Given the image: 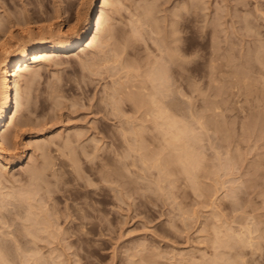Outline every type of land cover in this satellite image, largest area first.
<instances>
[{
  "label": "rangeland",
  "instance_id": "obj_1",
  "mask_svg": "<svg viewBox=\"0 0 264 264\" xmlns=\"http://www.w3.org/2000/svg\"><path fill=\"white\" fill-rule=\"evenodd\" d=\"M64 1L37 0L34 3V0H0V17L2 18H0V20H3L2 23H5L6 25L10 16L12 18L17 15V17H22L25 12V7L31 10V13L40 12L41 15L46 13L45 16L42 15V18L39 13H37L39 14V17L36 15L37 18L35 19H38L42 25L43 22L44 25L49 24L48 18H45L49 17L47 14L51 16L55 10L62 6H64L62 9L64 8L65 10V17H73H71L72 20L69 18L64 23V26H67L66 28L75 23L76 16L74 15L77 14L78 11L81 13L80 16L82 20L84 18L93 17L94 6L92 0ZM126 1L127 0H111L112 6H109L106 9L107 22L105 21V23L107 25H104V27L108 29L105 28L106 30H103L101 34L103 37H100L102 39L99 40V43L106 44L105 46L103 44H98L102 45L99 46V49L97 48L98 46H95L99 50V53L101 50L100 54L95 47H92L94 50L88 48L85 50L87 53L85 51H76L63 58H57L58 60L56 61H47L41 63L38 67L35 66L37 69L35 70L38 72H36V75L34 74V84L31 89L35 95L33 100L35 108L32 112L30 109H26V107L28 108V105L26 106V101L23 100L25 98L24 92L26 91L25 79L30 77L28 76L29 73L24 71L18 76L22 97L20 98V101L23 100L22 103L24 101L25 103H21L22 107L20 106L19 108L21 109L20 113L13 126H9L6 137H10L11 141V139H15L18 136L17 139H15L17 147L15 159L25 153L26 158L24 160L26 161L7 166L0 165V201L2 202H0V206L4 202L2 208L5 210L3 211L0 207V221H2L1 224L3 223L2 226L0 224V231H2L0 233L8 234L7 237H5L6 234H4V236L1 234L0 236L2 240L5 239L3 240L4 243L0 239L2 241H0V264H18V262L21 263L23 259H29L30 261H24L21 264H34L35 259L37 260L35 261L36 264H191V262L195 263L199 258V263L198 261L196 263L202 264L205 259L206 262L211 261L210 257L212 256V259L214 256L215 258L218 257L217 260L220 258L217 264H229L232 260L236 264H264V0H200V4H198V0H147L148 2L145 0V4L144 0H141V2H137L138 0ZM39 2L42 3L40 4ZM152 2L154 4L156 3L155 6L150 4ZM66 3L69 5H67L68 8H66ZM120 4H124V6ZM115 6L116 8L114 9ZM196 6H199L197 7L198 11L195 8ZM34 7L36 10L44 12L36 11ZM141 7L145 11H143ZM65 8L67 11L69 9L72 14L70 13L71 15H69L68 11L67 15ZM32 9L34 11H32ZM115 10H118L119 12H116ZM195 10L197 12H195ZM83 11H86V13ZM36 13H33V15ZM182 14H185V19L180 18ZM172 15L174 17H171ZM36 16L34 15V17ZM108 16L110 19H108ZM112 17H114L113 21L111 20ZM176 17L180 18L181 21H179V19L178 21H176V19L174 20ZM39 18H41L42 21ZM73 19H75V21ZM129 21H134L136 23L130 24ZM34 22L36 23L37 20H34ZM33 23V28L40 25L38 22L36 24ZM147 24L150 25L148 26ZM109 25H111L112 28L114 27L115 31V36H110L111 38L107 35V31L111 28ZM128 25L129 27L131 26L130 29ZM141 25L143 27H141ZM18 26L16 25L13 27V36L17 35L15 32H19V28L21 29V26ZM82 26L83 24L80 25L81 28ZM147 29L148 31H146ZM149 29L151 30L149 31ZM126 32L127 34L125 35ZM152 32L155 33L153 34ZM19 33L16 38L14 36V39L8 38L7 35L9 34H5V37L8 38L6 41L9 42L8 40L10 39L13 41H11V44L15 43L20 37ZM178 33H180V35ZM153 39L155 42L157 41V46ZM103 46L104 49H102ZM165 46H167V51L164 48ZM170 50L174 51V53ZM112 51H114V53ZM92 53H94V56ZM118 53L120 54L119 56ZM101 55L102 57L100 59ZM104 55L105 57H103ZM109 55H112L113 58L111 56L109 58ZM172 55L175 56V58ZM117 58L121 59L122 69L124 71H119V69H121V64H117L120 62ZM159 59L161 61H159ZM166 60L168 61V64ZM112 61L116 63H114L116 67ZM152 61L155 62L153 63ZM85 62H87V64ZM106 62L107 64H105ZM178 62L179 64H177ZM170 63H172V66H170ZM110 66L112 70L110 69ZM125 66H127L128 70H126L128 72L125 71ZM107 67L109 68L108 70L106 69ZM174 67H178L177 71ZM141 68H143V70H141ZM213 68H215V71L212 70ZM115 69L118 70L116 72L120 73H116ZM158 70L161 72L162 70L166 71L168 76L167 80L171 82L169 83L167 80V82L161 81V72L159 74ZM142 71L145 73H142ZM146 71H148V74ZM167 71H169V73ZM172 71L175 73L173 74ZM124 72L126 74H124ZM150 72L155 73L154 77L156 76L157 79L153 76L152 78L155 79L154 82L156 84L151 81V76L149 78ZM112 73L117 75L114 74V76ZM168 74L171 75V78L173 77V82ZM111 80L114 81L112 82ZM122 80L124 83H122ZM159 81H161V83ZM243 81L244 84L242 83ZM149 82H152V84ZM158 82L160 83L159 85ZM139 83H141V85L143 84V88H147L146 90L151 93H155L156 90L159 92L160 86H163L162 83H164V87H161L162 89L160 88L162 95H159L161 94L159 92L157 97L162 96V98L160 97L159 99L158 97V99H162L161 102H163V107L169 106L171 108L168 107L166 113L173 117L176 116V120L178 119L179 132H183L181 134L183 137L179 136L176 140L173 137L174 131L169 133L167 130V135L165 133L160 134L152 121L150 122V118H146L144 109L139 108V103L135 105V103L142 97L144 99L148 98H146L148 91L144 90L143 93V90H140L142 86ZM166 83H168L169 86ZM151 85H154V87L158 85L159 88L155 87L156 90L154 89V91L153 86L151 87ZM103 87L106 89H103ZM137 89L139 91H137ZM104 92H107L106 95ZM102 97L108 101L105 102L104 99H101ZM135 97H138L139 99H136ZM125 98L131 101L133 99L132 102L134 103L131 105V101H125ZM109 99L111 100V103L109 102ZM174 107H176L175 112H173L172 109ZM131 108L139 110L135 112V110H131ZM177 108H180L181 110H178ZM28 110L30 111L28 112ZM132 113L133 115L136 113V115L133 116ZM125 114L129 115L131 119L133 116L134 120L132 119L131 122V119L128 118V116H125ZM194 116L195 118H198V121L201 120V122L204 123V126H206L205 129H201L200 124H197L199 123L197 122V119H193ZM122 117H126V120ZM127 119H130L128 120L129 122ZM138 119L140 121H138ZM127 123H129L132 128L131 129L128 126L131 131L128 128L127 133L130 134H124L126 130L123 129L127 128ZM142 128L145 130L143 129L142 131ZM206 129L207 132L204 131ZM14 130H16L15 132L18 135ZM137 132L142 133H139V139ZM66 134H69V136L67 135L66 137ZM164 134L167 137L171 134L168 137L170 140H168L166 136V138L161 137L164 136ZM52 135L54 138L51 137ZM124 135H126L129 140L126 137L124 138ZM132 135H137L135 136L136 140ZM113 138L115 139L113 140ZM181 138L182 140H180ZM133 139L137 142L135 143ZM36 140L40 143L42 141V143H48L47 145L48 148L50 146V152L45 153L46 149L44 150L43 147H38L36 145ZM125 140L128 143H126ZM170 141L172 142L170 143ZM180 141L183 143L181 144ZM185 141L187 142L185 143ZM66 143L69 146L72 143L70 146L71 151L73 146L74 148L76 147L73 149L75 154L71 152V158L70 153H68L70 150L66 151L69 147L66 146ZM185 144L192 145L190 146L191 149L195 147V149L193 148L195 152L193 149L189 150V147L187 149V145L185 146ZM128 147L130 149H128ZM161 147L162 150H160ZM171 147L173 151H170ZM184 148L188 150H186L187 152L191 151L195 155L194 156L189 152L191 154V159H194L195 157L194 161H198L201 157L198 161L200 162L198 163L199 166L196 163L191 167V164L194 163L193 160H183L184 152L186 153V151L183 150ZM199 150H201V152ZM66 152L69 154L68 157ZM72 153L75 156H72ZM199 153H203L202 155H204V157ZM180 154L181 157L183 156L182 158H180ZM177 155L179 157H176ZM196 155L198 158H196ZM91 157L93 158V161L91 160ZM162 157L166 162L161 161ZM72 158L76 160L74 161ZM178 158H180L182 162L180 159L179 162ZM155 159H159L158 161L161 163H158L157 161V164ZM71 160L77 162L79 165L78 168L80 169L73 168L75 165H78L75 163L74 165ZM200 160L203 163H201ZM49 161L53 162L51 167L53 168L54 166V169H56L55 171H59L57 172L59 175L60 173H63L62 176L60 175L61 177L57 176L62 179L60 180V178L54 179L55 177H51V170L46 171V175L50 177L48 178L45 175V178H48L50 182H53L50 183L48 181L50 183H48L49 189L53 190V195L50 194L49 190H47L46 193L49 194V196L52 195V199L50 197L46 203L48 195L46 196V194H43L47 189V184L45 185L46 182H43L41 186H39L40 190L38 193H40V191L41 193L38 194V196L36 195L37 198L35 197V200L33 197L34 193L31 198H26L27 194L25 191H27V189H32L33 187L31 184L32 182L29 181L31 170L37 166H43L44 162L49 163ZM190 161L193 162L189 165L188 163ZM234 163L236 165H234ZM229 164L233 165L232 168ZM162 168L167 170L168 173L165 171V174L163 171L164 169ZM195 169L200 170L196 172L197 170ZM78 170L80 173H78ZM209 171H211V173ZM162 173L165 174L166 179L162 178L164 175ZM215 173L216 175H214ZM186 174L189 176L188 179H186ZM78 175L82 176L80 177ZM177 175L178 177H176ZM210 175H212V177ZM107 176H110V179L107 178ZM52 178L54 180H52ZM104 178L106 180H104ZM163 179L166 180V182H164ZM63 180L65 182H63ZM155 180L157 182L159 180L158 185H161L160 187L156 185L157 182ZM42 187H45V191ZM167 189L169 190V193ZM32 191L34 192V187ZM22 192L26 195L24 196L23 201H27L24 203V206L19 203L22 201L23 195H21L22 197L20 196L21 200L18 202L19 193L23 194ZM44 195L46 198H44ZM4 197L6 199L8 198V202ZM40 197L44 199L45 203L42 199L40 200ZM36 202H39L40 204H37ZM16 203H19L20 206ZM41 203H44L42 205L44 206V209L46 206L48 209L43 210V213H41L42 215L39 214L41 218L38 215L40 219L37 216L38 223L34 224V212H31L34 211V207L31 205L40 206ZM6 206L9 209H7ZM52 206L55 207L53 208ZM91 207L93 209H91ZM82 208L84 210H82ZM26 209L28 212L25 211ZM30 209L33 210L30 211ZM44 211L46 215L44 214ZM30 212L31 214L28 215ZM1 214H4V219L2 220ZM83 214H85V219L82 218L81 220L80 215L83 216ZM77 215L79 216L76 217ZM29 216L31 218V223L29 221ZM52 217L53 219L54 217L57 218L54 220L57 221L59 226L58 224L56 225V221H54ZM244 217H246V219ZM110 218H112V220ZM76 219H78L79 222ZM27 220L29 221V224ZM85 220H87V222H85ZM109 220L111 221L109 222ZM5 222L6 225H4ZM50 222L52 223L50 224ZM242 222H244L245 225H241ZM20 223L21 225H19ZM80 223H84L86 226L83 224L82 227V224ZM47 224L51 226L53 225V232L51 231V226L47 229L46 226H49ZM54 224L56 225L55 227ZM224 224H226V227ZM29 225H32V227ZM19 226H25V228L23 227L24 230ZM28 226L29 228L31 227L30 229L33 233H30ZM245 226L246 228H251V230L254 229L253 233H256H252L250 236L255 247H249L250 245L236 240L237 238L235 236L237 234L239 235V233L242 235V238L243 236H248L247 234H243L246 233ZM2 228L4 230H2ZM18 228H21L20 230H22V232H19L20 230ZM55 228H57L60 233ZM214 228H216V230ZM226 228L227 230L229 228L231 229L226 232ZM4 231H8V233ZM54 231L58 232V234H56L60 236H53V234H55ZM230 231L235 233L231 234ZM14 232L16 235H13ZM25 232H27L26 234L29 233V237L24 234ZM86 232L87 235H85ZM62 233L65 234L64 237V234ZM30 235L33 239H31ZM227 235L229 236V240L228 238H225ZM232 235L235 236L233 237ZM36 238L39 240L41 239L42 241H39ZM218 238L220 240L217 241V246V244H215V239L218 240ZM11 239L18 244H14L13 246L14 241L12 243ZM254 239L257 241L255 240L254 242ZM244 240L246 241L245 238ZM212 242L214 243L212 244ZM220 242L223 244H219ZM5 243L6 245L9 244V246H6ZM238 243L241 245L244 244L243 248H241L242 246ZM10 244H12L13 247L10 246ZM19 244L21 245L19 246ZM15 245H17L18 248ZM226 245H228L230 249L233 248V250L229 251V248ZM236 245L239 249L235 247ZM4 246L9 247V250ZM244 246L248 248H245ZM35 247L37 248L33 249ZM24 248H27L29 252L25 249L26 252L23 251V253L21 250H24ZM217 249L220 251L218 252ZM15 250L19 252V255L22 253L20 259ZM31 250H36L39 254H36V252L34 254ZM9 251H13V253H9ZM8 253L12 256L8 255L10 259L7 256ZM15 253L16 257L18 256V260L17 258L15 259L17 261L14 260L15 257L13 258ZM26 254L30 255L28 256ZM237 254L239 256H237ZM32 255L36 256L35 259H33L34 257ZM181 256L187 261L183 260V257ZM190 256L193 257L191 258ZM11 258L14 260L13 262L11 261ZM215 258L213 260H215ZM238 259H244L242 260L243 263ZM185 261L186 263H184ZM231 263L234 264L233 262Z\"/></svg>",
  "mask_w": 264,
  "mask_h": 264
},
{
  "label": "bare ground",
  "instance_id": "obj_2",
  "mask_svg": "<svg viewBox=\"0 0 264 264\" xmlns=\"http://www.w3.org/2000/svg\"><path fill=\"white\" fill-rule=\"evenodd\" d=\"M35 1H37V0H34V3H35ZM40 1V0H39ZM64 1V0H63ZM67 1V0H66ZM66 1H64V2H66ZM114 1V0H113ZM117 1H120V0H117ZM128 1V0H127ZM126 1V2H127ZM147 1V0H146ZM190 1V0H189ZM194 1V0H193ZM199 1V3L198 4H200V0H198ZM29 2V1H28ZM85 2V1H84ZM97 2V3H96ZM132 2V1H131ZM130 2V3H131ZM137 2H141V0L139 1H137ZM136 2V3H137ZM148 2V1H147ZM146 2V3H147ZM155 2V1H154ZM157 2V1H156ZM192 2V1H191ZM23 3V2H22ZM40 3V2H39ZM42 3V2H41ZM40 3V4H41ZM72 3V2H71ZM87 3V2H86ZM122 3V2H121ZM135 3V2H134ZM142 3H143V1H142ZM197 3V2H196ZM25 4V3H24ZM55 4V3H54ZM85 4V3H84ZM92 4H93V6H94V9H93V17H90V18H84L83 20L81 19V13H80V11H78L77 12V14H73L74 16H76V21H75V19H73L74 21H75V23H73L72 25H69V27L68 28H66L67 26H64V23L66 22V20H68L69 18H71L70 16H67V17H65L66 15H65V10H64V8L62 9V7H64V6H62L61 8H59V9H57V10H55V12L50 16V15H48L47 14V16H49V17H45L46 19L48 18V25H44V22H43V25L42 24H40V21H38V19H35V18H37V16L39 17V14H40V12H37V13H39V14H37L36 12H32L31 13V10H29L28 8H24L25 9V12H24V14H23V16L22 17H17V16H15V17H11L10 16V18H9V20H8V22H6V25H5V23L3 24L2 22H3V20L1 21L0 20V94H1V97H0V165H4V166H7V165H13V164H19V163H22L23 161H26V160H24L25 158H26V155H25V153H23L22 155H20L19 157H17L16 159H15V157H16V149H17V147H16V142H15V139H17V137L15 138V139H11V141H10V137L8 138V137H6V134H7V132H8V128H9V126H13V124L16 122V118H17V116L19 115V113H20V110L21 109H19L20 108V106L22 107V104L23 103H25V101H26V103H25V105L27 106L28 105V108L26 107V109H30L31 110V112L34 110V108H35V105H34V102H33V100H34V98H35V95H34V93L31 91V89H32V86H33V81H34V76L37 74L36 72H38V71H36L37 69H36V67L35 66H39L41 63H43V62H47V61H49V62H53L54 60L56 61V60H58L59 58H63L64 56H66V55H69V54H71V53H74V52H76V51H78V52H83V51H85L86 49H88V48H92V47H97L98 49H99V46H102V45H98V44H103V43H99L100 41L99 40H101L102 38H100V37H103V35L101 36V34H102V32H103V30L106 28V27H104V25L106 26L107 24L105 23V21L107 22V19H106V13H107V11H106V9L109 7V6H112L111 4V0H92ZM127 4V3H126ZM144 4H145V0H144ZM150 4H153L154 6H155V4L152 2V3H150ZM190 4V3H189ZM195 4V3H194ZM194 4H191V5H194ZM56 5V4H55ZM68 3H66V8H68ZM114 5V4H113ZM120 5H123L124 6V4H120ZM133 5H135V4H133ZM152 5V6H153ZM188 5V4H187ZM202 5V4H201ZM40 6H42V5H40ZM53 6V5H52ZM57 6H58V4H57ZM140 6H142V5H140ZM180 6V5H179ZM190 6V5H189ZM203 6V5H202ZM82 7V6H81ZM144 7H145V5H144ZM150 7V6H149ZM184 7V6H183ZM188 7V6H187ZM197 7H199V6H196L195 8L197 9ZM201 7V6H200ZM44 8V7H43ZM65 8V9H66ZM72 8V7H71ZM116 8V6L114 7V9ZM142 8V7H141ZM146 8V7H145ZM156 8V7H155ZM154 8V9H155ZM158 8V7H157ZM186 8V7H185ZM193 8V7H192ZM194 8V9H195ZM204 8V7H203ZM5 9V8H4ZM3 9V10H4ZM34 9H35V7H34ZM45 9V8H44ZM54 9H55V7H54ZM80 9V8H79ZM113 9V10H114ZM139 9H140V7H139ZM148 9H150V8H148ZM153 9V8H152ZM194 9H192V10H194ZM36 10V9H35ZM53 10V9H52ZM142 10H143V8H142ZM142 10H140V11H142ZM32 11H34L33 9H32ZM36 11H41V10H36ZM51 11V10H50ZM66 11H67V9H66ZM68 11H69V9H68ZM68 11L66 12V14L68 13ZM72 11V10H71ZM75 11V10H74ZM116 11V10H115ZM136 11V10H135ZM143 11H145V10H143ZM142 11V12H143ZM151 11V10H150ZM178 11V10H177ZM187 11V10H186ZM197 11H198V9H197ZM196 10H195V12H197ZM23 12V11H22ZM42 12V11H41ZM44 12V11H43ZM42 12V13H43ZM47 12V11H46ZM73 12V11H72ZM83 12H85L86 13V11H83ZM110 12V11H109ZM112 12V11H111ZM116 12H119L118 10L116 11ZM171 12V11H170ZM180 12V11H179ZM191 12V11H190ZM17 13V12H16ZM20 13V12H19ZM33 13H36V14H34L36 17H34V15H33ZM71 12L69 11V15H71L70 14ZM80 13V14H79ZM138 13V12H137ZM141 13V12H140ZM139 13V14H140ZM150 13V12H149ZM158 13V12H157ZM174 13V12H173ZM181 13V12H180ZM180 13H178V14H180ZM18 14V13H17ZM46 14V13H45ZM45 14L43 13L42 15H44L45 16ZM111 14V13H110ZM114 14V13H113ZM116 14H118V13H116ZM134 14V13H133ZM144 14V13H143ZM148 14V13H147ZM169 14V13H168ZM176 14V13H175ZM41 15V14H40ZM42 15L40 16L41 18H42ZM68 15V14H67ZM84 15V14H83ZM107 15H109V14H107ZM138 15V14H137ZM144 15H146V14H144ZM177 15V14H176ZM139 16H141V15H139ZM147 16V15H146ZM146 16H144V17H146ZM153 16V15H152ZM188 16V15H187ZM8 17V16H7ZM115 17V16H114ZM114 17H112V21L114 20L113 18ZM142 17V16H141ZM143 17V18H144ZM162 17V16H161ZM165 17V16H164ZM171 17H174L173 15L171 16ZM179 17V16H178ZM178 17H176V18H174V20L176 19V21H178V19H179V21H181L180 20V18H183V19H185V14H182L181 15V17L180 18H178ZM1 18V17H0ZM15 18V19H14ZM41 18H39V19H41ZM73 18V17H72ZM72 18L70 19V20H72ZM148 18V17H147ZM2 19V18H1ZM108 19H110L109 18V16H108ZM131 19H132V16H131ZM182 19V20H183ZM34 20H37V22H38V24H40V25H38V26H34L35 28H33V26H32V23L34 22ZM45 20V19H44ZM116 20V19H115ZM141 20H142V18H141ZM148 20V19H147ZM147 20H146V22H147ZM158 20V19H157ZM41 21H42V19H41ZM47 21V20H46ZM137 21H138V19H137ZM154 21V20H153ZM159 21V20H158ZM166 21V20H165ZM36 22V23H37ZM69 22V21H68ZM115 22V21H114ZM130 22V21H129ZM145 22V21H144ZM145 22V23H146ZM169 22V21H168ZM167 22V23H168ZM175 22V21H174ZM35 23V22H34ZM33 23V24H34ZM35 23V24H36ZM47 23V22H46ZM105 23V24H104ZM110 23V22H109ZM131 23H136V22H130V24ZM140 23V22H139ZM158 23V22H157ZM175 23H177V22H175ZM70 24V23H69ZM81 24H83V26H82V28L80 27V25ZM113 24V23H112ZM129 24V25H130ZM156 24V23H155ZM166 24V23H165ZM170 24H172V23H170ZM18 26V27H20L21 26V29L19 28V32H15V33H17V35H18V33H19V39H17V41H16V39H15V43H13V44H11L13 41L12 40H10V39H14V36H13V27H15V26ZM115 25V24H114ZM113 25V26H114ZM129 25H128V27H129ZM148 25V24H147ZM150 25V24H149ZM148 25V26H149ZM177 25H179V24H177ZM181 25V24H180ZM110 27H111V25H109ZM163 26V25H162ZM126 27V26H125ZM131 27V26H130ZM130 27H129V29H130ZM136 27V26H135ZM141 27H143L142 25H141ZM153 27V26H152ZM172 27V26H171ZM180 27V26H179ZM181 27H182V25H181ZM17 28V27H16ZM112 28V27H111ZM109 29L108 31H107V35H109L108 37H114L115 36V31H114V27L112 28V29ZM124 28V27H123ZM136 28H138V27H136ZM18 29V28H17ZM36 29V30H35ZM106 29H108V28H106ZM105 29V30H106ZM122 30V29H121ZM151 29H149V31H150ZM15 31V30H14ZM18 31V30H17ZM124 31V30H123ZM146 31H148V29L146 30ZM146 31H144V32H146ZM154 31V30H153ZM6 32H8V33H6ZM35 32V33H34ZM131 32V31H130ZM129 32V33H130ZM139 32V31H138ZM142 32V31H141ZM158 32H161V31H158ZM166 32V31H165ZM172 32V31H171ZM13 33V34H12ZM106 33V32H105ZM153 33V32H152ZM155 33V32H154ZM153 33V34H154ZM7 34H9V35H7V37L8 38H10L8 41L9 42H7L6 41V39H8V38H6L5 36ZM127 34V32L125 33V35ZM149 34V33H148ZM147 34V35H148ZM179 35H180V33H178ZM16 35V36H17ZM106 35V34H105ZM104 35V36H105ZM145 35H146V33H145ZM16 36H15V38H16ZM68 36V37H67ZM149 36H151V35H149ZM156 36V35H155ZM110 37V38H111ZM119 37V36H118ZM121 37H123V36H121ZM128 37V36H127ZM157 37H158V35H157ZM166 37V36H165ZM179 37V36H178ZM70 38V39H69ZM116 38V37H115ZM156 38V37H155ZM176 38V37H175ZM109 39V38H108ZM107 39V40H108ZM128 39V38H127ZM132 39V38H131ZM134 39V38H133ZM112 40V39H111ZM124 40H125V38H124ZM12 41V42H11ZM116 41V40H115ZM153 41H154V39H153ZM159 41V40H158ZM102 42V41H101ZM105 42V41H104ZM107 42V41H106ZM109 42H110V40H109ZM125 42V41H124ZM132 42V41H131ZM137 42V41H136ZM155 42V41H154ZM157 42V41H156ZM156 42H155V45L157 46V44H156ZM119 43V42H118ZM161 43V42H160ZM105 44L106 43H104L103 45L105 46ZM172 44V43H171ZM118 45V44H117ZM137 45V44H136ZM174 45V44H173ZM104 46L102 47V49H104ZM124 46H125V44H124ZM123 46V47H124ZM164 46V45H163ZM95 47V48H96ZM113 47V46H112ZM111 47V48H112ZM117 47V46H116ZM127 47V46H126ZM159 47H160V45H159ZM166 47L167 46H165L164 48H165V50H166ZM96 48V49H97ZM118 48V47H117ZM93 50H94V48H92ZM97 49V50H98ZM101 49V48H100ZM121 49V48H120ZM125 49V48H124ZM123 49V50H124ZM158 49V48H157ZM160 49V48H159ZM171 49H173V48H171ZM178 49V48H177ZM113 50V49H112ZM107 51V50H106ZM120 51V50H119ZM160 51V50H159ZM167 51V50H166ZM170 51H172V50H170ZM86 52V51H85ZM89 52V51H88ZM97 52V51H96ZM111 52V51H110ZM113 53H114V51H112ZM124 52V51H123ZM87 53V52H86ZM98 53H99V50H98ZM97 53V54H98ZM100 53H101V50H100ZM99 53V54H100ZM122 53V52H121ZM167 53V52H166ZM172 53H174V51H172ZM84 54V53H83ZM93 54V56H94V53H92ZM98 54V55H99ZM105 54V53H104ZM106 54H107V52H106ZM105 54V55H106ZM108 54H110V53H108ZM112 54V53H111ZM116 54V53H115ZM122 54H124V53H122ZM133 54V53H132ZM160 54V53H159ZM86 55H88V54H86ZM105 55L103 56V57H105ZM120 54L118 53V56H119ZM164 55V54H163ZM178 55V54H177ZM89 56H90V54H89ZM110 56L113 58V56L112 55H109V58H110ZM122 56V55H121ZM124 56V55H123ZM162 56V55H161ZM167 56V55H166ZM170 56V55H169ZM173 56V55H172ZM182 56V55H181ZM180 56V57H181ZM99 57V56H98ZM98 57H97V59H98ZM101 57H102V55L100 56V59H101ZM125 57V56H124ZM123 57V58H124ZM168 57V56H167ZM171 57V56H170ZM174 58H175V56H173ZM172 57V58H173ZM58 58V59H57ZM87 58V57H86ZM86 58H85V60H86ZM92 58V57H91ZM106 58H107V56H106ZM115 58H116V55H115ZM122 58V57H121ZM139 58V57H138ZM154 58V57H153ZM87 59H89V58H87ZM93 59V58H92ZM117 59H119V58H117ZM150 59V58H149ZM161 59V58H160ZM159 59V61H161ZM90 60V59H89ZM95 60H96V58H95ZM120 60V62H118L117 64H121V59H119ZM124 60H125V58H124ZM130 60V59H129ZM128 60V61H129ZM148 60V59H147ZM171 60V59H170ZM185 60H186V58H185ZM189 60V59H188ZM187 60V61H188ZM191 60V59H190ZM97 61V60H96ZM96 61H94V62H96ZM99 61H101V60H99ZM110 61H111V59H110ZM123 61V60H122ZM158 61V60H157ZM167 61V60H166ZM48 62V63H49ZM115 62H116V60H115ZM114 61H112V63L114 64L115 63ZM124 62V61H123ZM153 62V61H152ZM155 62V61H154ZM153 62V63H154ZM184 62V61H183ZM189 62V61H188ZM86 64H87V62H85ZM92 63H93V61H92ZM92 63H90V64H92ZM148 63V62H147ZM146 63V64H147ZM160 63H162V62H160ZM173 63H174V61H173ZM84 64V63H83ZM89 64V65H90ZM105 64H107V62L105 63ZM116 64V63H115ZM114 64V65H115ZM119 64V65H120ZM131 64V63H130ZM166 64V63H165ZM167 64H168V61H167ZM166 64V65H167ZM171 64V65H170ZM169 65L170 66H172V63H170ZM175 64V63H174ZM177 64H179V62L177 63ZM183 64V63H182ZM213 64V63H212ZM263 64V63H262ZM93 65H95V64H93ZM99 65H100V63H99ZM110 65V64H109ZM109 65H108V67H109ZM113 65V66H114ZM124 65H125V63H124ZM140 65V64H139ZM145 65V64H144ZM169 65H168V67H169ZM34 66V67H33ZM84 66V65H83ZM97 66V65H96ZM112 66V67H113ZM121 66V69H122V64L120 65ZM179 66V65H178ZM212 66V65H211ZM218 66V65H217ZM264 66V65H263ZM34 69H33V68ZM41 67V66H40ZM85 67V66H84ZM93 67H95V66H93ZM106 67V66H105ZM106 68L107 70L109 69V68ZM115 67H116V65H115ZM114 67V68H115ZM136 67H138V66H136ZM220 67V66H219ZM262 67V66H261ZM32 68V69H31ZM87 68H88V65H87ZM90 68V67H89ZM120 68V67H119ZM146 68V67H145ZM150 68V67H149ZM155 68V67H154ZM171 68H173V67H171ZM174 68H176V67H174ZM178 68V67H177ZM177 68L175 69L176 71H177ZM263 68V67H262ZM36 69V70H35ZM110 69L112 70V68H111V66H110ZM121 69H119V71H124L123 69L121 70ZM127 66H125V71L126 72H128L127 70ZM131 69V68H130ZM130 69H129V71H130ZM136 69H139V68H136ZM152 69V68H151ZM165 69V68H164ZM215 68H213L212 70H214ZM141 70H143V68H141ZM141 70H139V71H141ZM148 70H150V69H148ZM155 70V69H154ZM169 70V69H168ZM171 70V69H170ZM174 70V71H175ZM28 72L29 74H28V76H30V77H28V78H26L25 80H26V91L24 92L25 94H24V96H25V98L23 99V100H25L23 103H22V101H20V98H22L21 97V89H20V84H19V81H18V76L20 75V73L21 72ZM114 71V70H113ZM116 71H118V70H116L115 69V72ZM136 71V70H135ZM138 71V72H139ZM150 71H152V70H150ZM159 71V74H160V70H158ZM215 71V70H214ZM217 71V70H216ZM155 73H157L156 71H154ZM163 72V73H162ZM162 72H161V75H160V79H162L161 81H165V82H167V81H169V80H167L168 79V76H167V73H166V71H163L162 70ZM168 73H169V71H167ZM237 72H239V71H237ZM116 73H120V72H116ZM123 73V72H122ZM121 73V74H122ZM137 73V72H136ZM142 73H145V72H143L142 71ZM146 73L148 74V71H146ZM155 73H153V72H150L149 73V78H150V76H151V81H153L154 82V80L155 79H157L156 78V76L154 77V74ZM172 73H173V71H172ZM175 73V72H174ZM173 73V74H174ZM177 73V72H176ZM219 73V72H218ZM35 74V75H34ZM113 75L115 74V73H112ZM124 74H126L125 72H124ZM129 74H130V72H129ZM158 73H157V75H159ZM166 74V75H165ZM221 74V73H220ZM115 75H117V74H115ZM114 75V76H115ZM119 75V74H118ZM169 75V74H168ZM26 76V75H25ZM38 76V75H37ZM122 76V75H121ZM127 76V75H126ZM145 76V75H144ZM147 76V75H146ZM152 76L155 78V79H153L152 78ZM171 75H169V77H170ZM179 76V75H178ZM178 76H176V77H178ZM120 77V76H119ZM139 77V76H138ZM158 77V76H157ZM143 78H145V77H143ZM147 78H148V76H147ZM171 78V77H170ZM169 78V79H170ZM173 78V77H172ZM171 78V79H172ZM118 79V78H117ZM123 79H125V78H123ZM135 79H137V78H135ZM140 79H141V77H140ZM146 79V78H145ZM247 79V78H246ZM116 80V79H115ZM119 80V79H118ZM138 80V79H137ZM144 80V79H143ZM147 80H149V79H147ZM146 80V81H147ZM159 80V79H158ZM167 80V81H166ZM243 80V79H242ZM112 81V80H111ZM114 81V80H113ZM112 81V82H113ZM128 81H129V79H128ZM145 81V82H146ZM161 81H159L160 83H161ZM246 81V80H245ZM140 82H143V81H140ZM148 82V81H147ZM156 82H157V80H156ZM158 82V85L160 84ZM171 81H169V83H170ZM172 82H173V79H172ZM122 83H124L123 82V80H122ZM138 83V82H137ZM149 83H151L152 84V82H149ZM148 83V84H149ZM179 83V82H178ZM215 83V82H214ZM243 84H244V81L242 82ZM108 84V83H107ZM112 84V83H111ZM119 84V83H118ZM120 84H121V82H120ZM140 85H141V83H139ZM147 84V83H146ZM146 84H145V86H146ZM154 84H156L155 82H154ZM167 85H168V83H166ZM110 85V84H109ZM113 85H115V84H113ZM143 85V84H142ZM141 85V86H142ZM158 85L157 86H155L156 88L158 87ZM162 85L163 86H160V88L161 87H164V83H162ZM166 85V86H167ZM175 85V84H174ZM107 86V85H106ZM119 86V85H118ZM139 86V85H138ZM153 86V90L155 89V87H154V85H151V87ZM169 86V85H168ZM140 87V86H139ZM138 87V88H139ZM148 87H150V86H148ZM174 87V86H173ZM179 87V86H178ZM105 87H103V89H104ZM107 88H108V86H107ZM112 88V87H111ZM119 88H120V86H119ZM136 88H137V86H136ZM159 88V87H158ZM160 88H159V92H160ZM171 88H172V86H171ZM106 89V88H105ZM143 90L142 92L144 93V90H146L145 89V87L143 88V86L140 88V90ZM162 89V88H161ZM108 90H110L109 88H108ZM152 90V89H151ZM153 90H152V92H153ZM156 90V89H155ZM154 90V91H155ZM137 91H139L138 89H137ZM146 91H148V90H146ZM145 91V92H146ZM110 92H111V90H110ZM141 92V93H142ZM159 92H157V90L155 91V93H151V92H147L148 94L146 95V98L148 99H144L143 97L141 98V99H139L138 97L136 98V99H139L136 103H135V105L136 104H138L139 103V108H143L144 109V113H145V116H146V118H150L149 120H150V122L152 121V123L154 124V126H155V128L157 129V131H159V133L161 134V133H167V132H172V131H174L173 132V137H174V139H178V137L179 136H182L181 134L183 133V132H179V128H178V119L176 120V116L175 117H173V116H170V115H168L167 113H166V110H167V108L169 107V106H165V107H163L162 106V103L163 102H161V100H159L160 99V97L162 98V96H158L159 97V99H158V97H157V95L159 94ZM175 92V91H174ZM177 92V91H176ZM105 93V92H104ZM107 93V92H106ZM106 93H105V95H106ZM161 94H159V95H162V92H160ZM178 93V92H177ZM23 94V93H22ZM110 94V93H109ZM138 94H139V92H138ZM146 94V93H145ZM179 94V93H178ZM177 94V95H178ZM111 95V94H110ZM177 95H176V97H177ZM109 96V95H108ZM114 96V95H113ZM121 96V95H120ZM125 96V95H124ZM103 97H104V95H103ZM101 98L102 100L104 99V98ZM126 97V96H125ZM144 97H145V95H144ZM128 98V97H127ZM135 99V100H136ZM128 99H126L125 98V101H127ZM104 101L105 102H107L108 100H105L104 99ZM122 101V100H121ZM129 101H131V100H128L127 102H129ZM132 101H133V99H132ZM130 102L131 103V105L134 103V102ZM177 101V100H176ZM104 102V103H105ZM109 102L111 103V100L109 99ZM113 102V101H112ZM22 103V104H21ZM124 104V103H123ZM178 104V103H177ZM106 105H107V103H106ZM130 105V106H131ZM207 105V104H206ZM210 105H212V104H210ZM111 106V105H110ZM109 106V107H110ZM125 106V105H124ZM178 106V105H177ZM113 107V106H112ZM122 107V106H121ZM134 107V106H133ZM132 107V108H133ZM180 107V106H179ZM209 107V106H208ZM24 108H25V106H24ZM116 108V107H115ZM124 108V107H123ZM131 108V110H135V112L136 111H138L139 109H132ZM135 108H136V106H135ZM138 108V107H137ZM170 108V107H169ZM207 108V107H206ZM130 109V108H129ZM129 109H127V110H129ZM171 109V108H170ZM173 109V112H175V110H176V107H174V108H172ZM178 109V108H177ZM180 109V108H179ZM178 109V110H179ZM219 109V108H218ZM30 110H28V112L30 111ZM131 110H129V111H131ZM181 110V109H180ZM214 110V109H213ZM220 110V109H219ZM125 111V110H124ZM30 112V113H31ZM122 112V111H121ZM134 112V111H133ZM177 112V111H176ZM34 113V112H33ZM113 113V112H112ZM144 113H142V114H144ZM206 113V112H205ZM210 113V112H209ZM32 114V113H31ZM140 114V113H139ZM123 115V114H122ZM132 115H133V113H132ZM134 115H136V113L134 114ZM133 115V116H134ZM207 115V114H206ZM121 116V115H120ZM125 116H128V118H130V116L129 115H126L125 114ZM132 116V119L134 118ZM137 117V116H136ZM135 117V118H136ZM199 117V116H198ZM204 117H205V114H204ZM217 117V116H216ZM120 118V117H119ZM122 118H124V117H122ZM126 118V117H125ZM124 118V119H125ZM138 118V117H137ZM195 118V116L193 117V119ZM200 118H201V116H200ZM131 119V118H130ZM130 119H127V121L128 120H130ZM132 119H131V122H132ZM140 119H142V118H140ZM197 119V122H199V123H197V124H200V127H201V129H205L206 128V126H204V123L203 122H201V120L200 121H198V118L196 117L195 118V120ZM202 120H203V118H201ZM206 119V118H205ZM34 120V119H33ZM126 120V119H125ZM134 120V119H133ZM143 120V119H142ZM141 120V121H142ZM148 120V119H147ZM124 121V120H123ZM138 121H140L139 119H138ZM125 122V121H124ZM129 122V121H128ZM130 122V123H131ZM135 122V121H134ZM136 122H137V120H136ZM144 122V121H143ZM196 122V121H195ZM206 122V121H205ZM219 122V121H218ZM23 123V122H22ZM21 123V124H22ZM25 123V122H24ZM121 123H122V121H121ZM126 123V122H125ZM124 123V124H125ZM138 123V122H137ZM145 123V122H144ZM143 123V124H144ZM148 123H149V121H148ZM208 123V122H207ZM123 124V125H124ZM129 123H127L126 124V126H127V128L126 129H123V130H126V132H124V134L125 133H127V129L130 127L131 128V126H130V124L128 125ZM132 124V123H131ZM226 124V123H225ZM122 125V124H121ZM120 125V126H121ZM138 125V124H137ZM29 126V125H28ZM125 126V127H126ZM129 126V127H128ZM140 126V125H139ZM144 126V125H143ZM152 126V125H151ZM249 126V125H248ZM252 126V125H251ZM124 127V128H125ZM142 127V126H141ZM146 127V126H145ZM14 128V127H13ZM17 128V127H16ZM22 128H23V126H22ZM21 128V129H22ZM129 128V129H130ZM137 128V127H136ZM209 128V127H208ZM247 128V127H246ZM15 129V128H14ZM132 129V128H131ZM131 129H130V131H131ZM134 129V128H133ZM143 129L144 128H142L141 130L143 131ZM148 129V128H147ZM211 129V128H210ZM113 130V129H112ZM145 130V129H144ZM166 130H167V132H166ZM10 131V130H9ZM16 130H14V132H15ZM19 131V130H18ZM116 131V130H115ZM148 131V130H147ZM155 131V130H154ZM156 131V132H157ZM205 132H207V129L206 130H204ZM247 131V130H246ZM133 132L135 133V131L133 130ZM245 132V131H244ZM252 132V131H251ZM16 133V132H15ZM119 133V132H118ZM122 133V132H121ZM133 133V134H134ZM138 133V132H137ZM139 133H141V132H139ZM139 133H138V139H139ZM12 134V133H11ZM17 134V133H16ZM112 134V133H111ZM110 134V135H111ZM127 134H130V133H127ZM132 134V133H131ZM142 134V133H141ZM150 134V133H149ZM154 134V133H153ZM157 134V133H156ZM164 134V136H161V137H165L166 135ZM205 134V133H204ZM18 135V134H17ZM54 135V134H53ZM51 136V137H53L54 138V136ZM67 135L69 136V134H66V137H67ZM113 135V134H112ZM123 135V134H122ZM121 135V136H122ZM171 135V134H170ZM169 135V136H170ZM185 135V134H184ZM8 136V135H7ZM64 136V135H63ZM72 136V135H71ZM114 136V135H113ZM117 136V135H116ZM116 136H115V138H116ZM119 136V135H118ZM128 136V135H127ZM131 136V135H130ZM132 136H134V135H132ZM135 136H137V135H135ZM135 136H134V138H135ZM149 136V135H148ZM153 136V135H152ZM168 136V137H169ZM50 137V136H49ZM56 137V136H55ZM59 137V136H58ZM112 137V136H111ZM123 137V136H122ZM126 137V135H124V138ZM143 137V136H142ZM151 137V136H150ZM167 137V136H166ZM165 137V138H166ZM168 137H167V139H168ZM183 137V136H182ZM13 138V137H12ZM115 138H113V140L115 139ZM127 138V137H126ZM132 138V137H131ZM130 138V139H131ZM140 138H141V136H140ZM156 138V137H155ZM158 138V137H157ZM35 139V138H34ZM33 139V140H34ZM62 139H63V137H62ZM69 139V138H68ZM111 139V138H110ZM122 139V138H121ZM128 140H129V138H127ZM148 139V138H147ZM153 139V138H152ZM161 139H163V138H161ZM14 140V141H13ZM38 140V139H37ZM36 140V141H37ZM40 140V139H39ZM43 140V139H42ZM67 140V139H66ZM69 140H71V139H69ZM69 140H68V142H69ZM112 140V139H111ZM132 140V139H131ZM134 140V139H133ZM135 140H136V138H135ZM134 140V141H135ZM143 140V139H142ZM168 140H170V139H168ZM180 140H182V138L180 139ZM186 140V139H185ZM35 141V142H36ZM126 141V140H125ZM149 141V140H148ZM174 141V140H173ZM43 142V141H42ZM40 143V142H36V145L38 146V147H43L44 148V150L46 151L45 153H49L50 151H49V148H50V146H49V148H48V143ZM67 142V141H66ZM132 142V141H131ZM137 141H135V143H136ZM152 142V141H151ZM156 142V141H155ZM154 142V143H155ZM165 142V141H164ZM172 141H170V143H171ZM181 142V144L183 143L182 141H180ZM187 141H185V143H186ZM30 143V142H29ZM28 143V144H29ZM65 143V142H64ZM126 143H128L127 141H126ZM135 143H134V145H135ZM149 143V142H148ZM159 143V142H158ZM165 143H167V142H165ZM60 144V143H59ZM67 144V143H66ZM74 144V143H73ZM146 144V143H145ZM144 144V145H145ZM162 144V143H161ZM161 144H160V146H161ZM191 144V143H190ZM210 144V143H209ZM64 145V144H63ZM63 145H60V146H63ZM71 145H72V143H71ZM70 145V146H71ZM133 145V146H134ZM139 145V144H138ZM168 145V144H167ZM173 145H175V144H173ZM184 145V144H183ZM187 144H185V146H186ZM189 145V144H188ZM187 145V149H188V147H189V150L191 149L190 148V146H192V145H189L188 146ZM195 145V144H194ZM66 146H69L68 144L66 145ZM70 146L68 147V149L66 150V151H68V150H70ZM130 146V145H129ZM146 146V145H145ZM163 146V145H162ZM165 146V145H164ZM65 147V146H64ZM64 147H63V149H64ZM97 147V146H96ZM179 147V146H178ZM51 148H52V146H51ZM67 148V147H66ZM65 148V149H66ZM76 148V147H75ZM74 148V146L72 147V151L70 150V152L68 151V153H70V158H71V152H73V149H75ZM131 148H133V147H131ZM145 148H147V147H145ZM158 148V147H157ZM194 149H195V147H193ZM192 148V149H193ZM37 149V148H36ZM128 149H130L129 147H128ZM134 149H135V147H134ZM140 149V148H139ZM148 149V148H147ZM180 149V148H179ZM187 149H183V150H187ZM191 149V150H192ZM193 149V150H194ZM83 150V149H82ZM157 150H159V149H157ZM160 150H162V147L160 148ZM163 150H164V147H163ZM173 151V149H172V147H171V149H170V151ZM182 150V149H181ZM182 150V151H183ZM53 151V150H52ZM129 151V150H128ZM137 151V150H136ZM176 151H178V150H176ZM188 151V150H187ZM186 151V153L184 152V158H183V160L184 159H186V161H188L189 159H191L190 157H191V154H193L191 151H189V152H187ZM200 152H201V150H199ZM130 152V151H129ZM133 152V151H132ZM194 152H195V150H194ZM74 153V152H73ZM72 153V154H73ZM126 153V152H125ZM134 153V152H133ZM136 153V152H135ZM150 153H151V151H150ZM153 153V152H152ZM174 153V152H173ZM177 153V152H176ZM182 153V152H181ZM197 153V152H196ZM75 154V153H74ZM72 155V156H75V155ZM138 154V153H137ZM136 154V155H137ZM167 154V153H166ZM183 154V153H182ZM200 154V153H199ZM203 153H201L200 155H202ZM40 155H42V154H40ZM66 155H67V157H68V155L69 154H67V152H66ZM97 155V154H96ZM194 155V154H193ZM192 155V156H193ZM219 155V154H218ZM228 155V154H227ZM48 156V155H47ZM53 156V155H52ZM162 156H164V155H162ZM170 156V155H169ZM195 156V155H194ZM228 156H230V155H228ZM45 157H46V155H45ZM51 157V156H50ZM138 157V156H137ZM136 157V159L138 160V158ZM159 157V156H158ZM157 157V158H158ZM176 157H179L178 155L176 156ZM183 157V156H182ZM181 157V154H180V158H182ZM202 157H204V155H202ZM227 157V156H226ZM43 158H44V156H43ZM47 158V157H46ZM75 158H77V157H75ZM92 158V157H91ZM180 158H178V161L180 162ZM196 158H198L197 157V155H196ZM201 158V157H200ZM199 158V159H200ZM222 158V157H221ZM228 158V157H227ZM48 159V158H47ZM74 161L76 160V159H74V158H72ZM165 159V158H164ZM180 159V160H179ZM199 159H198V161H199ZM206 159V158H205ZM224 159V158H223ZM44 160H46V159H44ZM50 160V159H49ZM92 161H93V158L91 159ZM156 160V159H155ZM159 160V159H158ZM158 160H156V163H157V161ZM168 160H170V159H168ZM168 160H167V162H168ZM173 160V159H172ZM177 160V159H176ZM191 160H195V157H194V159H191ZM202 160H203V158H202ZM222 160V159H221ZM54 161V160H53ZM74 161H72L71 160V162H73V164L75 163V164H77L78 165V163L77 162H74ZM139 161V160H138ZM161 161H165V160H163V157H162V160ZM171 161V160H170ZM192 161V162H193ZM198 161H194V163L193 164H191L192 162L190 161L188 164L190 165L191 164V167H193L192 165H194V164H196L197 163V165H198V163H200V162H198ZM201 161V160H200ZM224 161V160H223ZM228 161V160H227ZM160 161H158V163H159ZM166 162V161H165ZM178 162V163H179ZM181 162H182V160H181ZM37 163V162H36ZM35 163V164H36ZM53 162H50L49 161V163H46V162H44V164H43V166H35L36 168H34V169H32L31 170V172H30V180L29 181H31L32 183V185H33V187H34V192L32 191V189H33V187H32V189H27V191H25V193L27 194V196L25 195V193L24 192H22L23 194H21V193H19L20 195H19V200H18V202L21 200L20 199V196L21 195H23V198H22V201H23V199H24V196H26V198H31V196H32V194L34 193V200L37 198L36 197V195L38 196V194H40L41 193V191H40V193H38L39 192V190H40V187L39 186H41V184L44 182H46L45 183V185L47 184L48 185V183L50 182L49 181V177L50 176H47L46 175V171H48V170H51L50 172V175H51V177H55L54 179H56V178H58L57 176H62V174L63 173H60V175L57 173V172H59V171H55L56 169H54V166H53V168L51 167V165H53L52 164ZM56 163V162H55ZM55 163H54V165H55ZM155 163V164H156ZM157 163V164H158ZM161 163V162H160ZM164 163V162H163ZM171 163V162H170ZM201 163H203L202 161H201ZM231 163H233V162H231ZM74 164V165H75ZM166 164V163H165ZM171 164H173V163H171ZM176 164V163H175ZM72 165V164H71ZM70 165V166H71ZM162 165V164H161ZM161 165H159V166H161ZM196 165V166H197ZM206 165H208V164H206ZM229 165H231V164H229ZM234 165H236L235 163H234ZM73 166V165H72ZM103 166V165H102ZM157 166V165H156ZM166 166H167V164H166ZM172 166V165H171ZM178 166H179V164H178ZM184 166V165H183ZM199 166V165H198ZM198 166H197V168H198ZM202 166V165H201ZM218 166V165H217ZM216 166V167H217ZM232 166L233 165H231V168H232ZM29 167V166H28ZM57 167V166H56ZM63 167V166H62ZM79 167V165L78 166H76L75 165V167H73V168H76V169H80V168H78ZM130 167V166H129ZM208 167V166H207ZM213 167V166H212ZM102 168V167H101ZM161 168V167H160ZM176 168V167H175ZM183 169H185L184 167H182ZM195 168V167H194ZM200 168V167H199ZM209 168V167H208ZM31 169V168H30ZM155 169V168H154ZM162 169H164V168H162ZM201 169V168H200ZM200 169H198V170H200ZM216 169V168H215ZM220 169V168H219ZM100 170V169H99ZM181 170V169H180ZM195 170H197V169H195ZM198 170L196 171V172H198ZM204 170H205V168H204ZM74 171H77V170H74ZM164 172L166 171L167 172V170H163ZM207 171H208V169H207ZM215 171V170H214ZM158 172V171H157ZM166 172H165V174H166ZM185 172V171H184ZM183 172V173H184ZM188 172H189V170H188ZM187 172V173H188ZM210 173H211V171H209ZM208 172V173H209ZM25 173V172H24ZM28 173V172H27ZM77 173V172H76ZM78 173H80L79 172V170H78ZM168 173V172H167ZM181 173V172H180ZM205 173V172H204ZM49 174V173H48ZM132 174V173H131ZM162 174H164V173H162ZM165 174L163 175V177L162 178H164V179H166L165 178ZM178 174V173H177ZM190 174V173H189ZM197 174V173H196ZM45 175H46V177H48L47 179L45 178ZM110 175V174H109ZM160 175V174H159ZM159 175H156V176H159ZM168 175V174H167ZM166 175V176H167ZM182 175V174H181ZM212 175H213V173H212ZM212 175H210L211 177H212ZM214 175H216V173L214 174ZM28 176V175H27ZM60 176V177H61ZM78 176H82V175H78ZM104 176H106V175H104ZM175 176V175H174ZM186 176H187V174H186ZM193 176V175H192ZM191 176V177H192ZM209 176V175H208ZM59 177V178H60ZM64 177V176H63ZM62 177V178H63ZM110 177V176H109ZM108 176H107V178H109ZM161 177V176H160ZM159 177V178H160ZM176 177H178V175L176 176ZM58 178V179H59ZM186 178V177H185ZM189 178V176H187V178L186 179H188ZM194 178V177H193ZM210 178V177H209ZM213 178H214V176H213ZM215 178H216V176H215ZM53 178H52V180H54ZM110 179V178H109ZM163 179V180H164ZM171 179H173V178H171ZM191 179V178H190ZM60 180H62L61 178H60ZM104 180H106L105 178H104ZM108 180V179H107ZM162 180V179H161ZM160 180V181H161ZM193 180V179H192ZM28 181V180H27ZM49 181V182H48ZM59 181V180H58ZM110 181V180H109ZM108 181V182H109ZM156 181V180H155ZM169 181V180H168ZM167 181V182H168ZM171 181V180H170ZM191 181V180H190ZM189 181V182H190ZM18 182V181H17ZM16 182V183H17ZM60 182V181H59ZM59 182H57V183H59ZM63 182H65L64 180H63ZM157 182V181H156ZM158 182H159V180H158ZM158 182H157V184L156 185H158ZM164 182H166V180H164ZM193 182V181H192ZM28 183V182H27ZM50 183H53V182H50ZM49 183V184H50ZM55 183V182H54ZM61 183V182H60ZM19 184V183H18ZM65 184V183H64ZM161 184H162V182H161ZM12 185V184H11ZM15 185V184H14ZM26 185V184H25ZM47 185H46V191L44 190V188L45 187H42L43 188V190L45 191V193H43V194H46V196H47V198L45 197V195H44V198H46L45 200H46V203H47V201H48V199H50V197L53 195L52 194V189H49V185H48V187H47ZM55 185H56V183H55ZM61 185V184H60ZM171 185H172V183H171ZM191 185V184H190ZM21 186H23V185H21ZM20 186V187H21ZM43 186V185H42ZM161 186V185H160ZM159 185H158V187H160ZM25 187V186H24ZM23 187V188H24ZM30 187V186H29ZM54 187V186H53ZM52 187V188H53ZM169 187H170V184H169ZM203 187V186H202ZM205 187V186H204ZM207 187V186H206ZM8 188V187H7ZM31 188V187H30ZM42 188H41V190H42ZM161 188H164V187H161ZM161 188H160V190H161ZM193 188H194V186H193ZM12 189V188H11ZM15 189V188H14ZM169 189V188H168ZM167 189V190H168ZM205 189V188H204ZM208 189V188H207ZM30 190V191H29ZM47 190H49V192H50V194H52V195H50L49 196V194H47L46 192H47ZM164 190V189H163ZM199 190V189H198ZM7 191V190H6ZM13 192H14V190H12ZM64 191V190H63ZM165 191V190H164ZM206 191H208V190H206ZM2 192V191H1ZM20 192H21V190H20ZM4 193V192H3ZM14 193H16V192H14ZM65 193V192H64ZM168 193H169V190H168ZM172 194V193H171ZM5 195H6V193H5ZM8 195V194H7ZM12 195H13V193H12ZM11 196V195H10ZM42 196V195H41ZM22 197V196H21ZM36 197V198H35ZM54 197V196H53ZM5 198V197H4ZM42 198H43V196H42ZM41 197H40V200L42 199ZM6 199V198H5ZM8 199V198H7ZM6 199V201L8 202V200ZM51 199H52V197H51ZM28 200V199H27ZM30 200V199H29ZM33 200V199H32ZM31 200V201H32ZM43 201H44V199H42ZM5 201V200H4ZM20 201L19 203H21V204H23V206H24V203H26L25 201ZM36 201H38V200H36ZM49 201H51V200H49ZM1 202V201H0ZM12 202V201H11ZM17 202V201H16ZM29 202V201H28ZM33 202V201H32ZM85 202H87V201H85ZM93 202V201H92ZM2 203V202H1ZM18 203V204H19ZM31 203V202H30ZM37 204L39 203V202H36ZM44 203H45V201H44ZM44 203H41V205L40 206H38V205H31V206H33L34 207V211H31V210H33V209H30V211L33 213L34 212V224L35 223H38L37 222V216L40 214V215H42L41 213H43V210H46V209H48L47 208V206H46V208L44 209L43 207L44 206H42ZM3 204H4V202H3ZM2 204V205H3ZM7 204V203H6ZM13 204H14V202H13ZM17 204V203H16ZM17 204V205H18ZM40 204V203H39ZM2 205L0 206L1 208H2ZM52 205V204H51ZM5 206V205H4ZM9 206H10V204H9ZM19 206H20V204H19ZM26 206H27V204H26ZM26 206H25V208H26ZM29 206V205H28ZM50 206V205H49ZM86 206V205H85ZM88 206V205H87ZM7 207V206H6ZM17 207V206H16ZM33 207H31V208H33ZM53 207V206H52ZM55 207V206H54ZM53 207V208H54ZM15 208V207H14ZM23 208V207H22ZM21 208V209H22ZM28 208V207H27ZM7 209H9L8 207H7ZM18 209V208H17ZM16 209V210H17ZM90 209V208H89ZM91 209H93L92 207H91ZM90 209V210H91ZM2 210H3V208H2ZM15 210V211H16ZM20 210V209H19ZM24 210V209H23ZM22 210V211H23ZM28 210H29V208H28ZM82 210H84L83 208H82ZM85 210H86V208H85ZM3 211H5V210H3ZM14 211V212H15ZM21 211V212H22ZM25 211H27V209L25 210ZM49 211H51V210H49ZM54 211H55V209H54ZM76 211V210H75ZM28 212V211H27ZM31 212L28 214V215H30L31 214ZM47 212V211H46ZM90 212H93V211H90ZM11 213V212H10ZM23 213H24V211H23ZM26 213V212H25ZM49 213V212H48ZM53 213V212H52ZM52 213H51V215H52ZM55 213V212H54ZM81 213V212H80ZM44 214L46 215V213H45V211H44ZM50 214V213H49ZM75 214V213H74ZM2 215V214H1ZM4 215V214H3ZM3 215H2V218H1V220L2 219H4L3 218ZM9 215V214H8ZM39 215V216H40ZM44 215V216H45ZM72 215V214H71ZM6 216H7V214H6ZM10 216V215H9ZM36 216V217H35ZM39 216H38V218H39ZM50 216V215H49ZM55 216L57 217V215L55 214ZM73 216V215H72ZM71 216V217H72ZM79 215H77L76 217H78ZM81 216V220H82V218L83 219H85V214H83V216L82 215H80ZM89 216V215H88ZM18 217V216H17ZM43 217V216H42ZM47 217V216H46ZM75 217V216H74ZM248 217V216H247ZM40 218H41V216H40ZM39 218V219H40ZM51 218V217H50ZM58 218V217H57ZM57 218H55L54 217V219H57ZM245 219H246V217H244ZM250 218V217H249ZM253 218V217H252ZM18 219V218H17ZM25 219H28V218H25ZM30 216H29V221H30ZM33 219V218H32ZM47 219H48V217H47ZM52 219H53V217H52ZM53 219V220H54ZM75 219V218H74ZM90 219V218H89ZM111 220H112V218H110ZM11 220V219H10ZM77 221H78V219H76ZM80 220V221H81ZM88 220V219H87ZM87 220H85V222H87ZM111 220H109V222L111 221ZM20 221H22V220H20ZM25 221V220H24ZM28 221V220H27ZM26 221V222H27ZM29 221H28V224H29ZM41 221V220H40ZM42 221H43V219H42ZM44 221H45V219H44ZM52 221V220H51ZM54 221H56V220H54ZM246 221H248V220H246ZM245 221V222H246ZM1 222L2 221H0V224H1ZM48 222V221H47ZM79 222V221H78ZM83 222V221H82ZM84 222V223H85ZM226 222V221H225ZM241 222V221H240ZM30 223H31V221H30ZM40 223V222H39ZM44 223V222H43ZM52 222H50V224H51ZM83 223V224H84ZM259 223V222H258ZM3 224V223H2ZM2 224H1V226H2ZM26 224V223H25ZM24 224V225H25ZM34 224H32V225H34ZM46 224V223H45ZM58 223H57V221H56V225H57ZM80 224H82V223H80ZM83 224L81 225L82 227H83ZM88 224H89V222H88ZM242 224H244V222H242L241 223V225ZM252 224H253V222H252ZM4 225H6V222L4 223ZM19 225H21V223L19 224ZM32 225H29V226H31L32 227ZM44 225V224H43ZM47 225H49V224H47ZM55 224H54V227L56 226ZM77 225H79V224H77ZM85 225V224H84ZM226 224H224V226H225ZM245 225V224H244ZM247 225V224H246ZM259 225H260V223H259ZM1 226H0V228H1ZM27 226V225H26ZM29 226H28V229H30L29 228ZM37 226V225H36ZM46 226V225H45ZM51 225H49V226H46L47 227V229H48V227H50ZM53 226V225H52ZM52 226L50 227L52 230V232H53V228H52ZM58 226H59V224H58ZM57 226V227H58ZM86 226V225H85ZM218 226V225H217ZM223 226V225H222ZM228 226V225H227ZM230 226V225H229ZM232 226V225H231ZM19 227H24L25 228V226H19ZM81 227V228H82ZM219 227H221V226H219ZM226 227V226H225ZM251 227V226H250ZM253 227V226H252ZM24 228H23V230H24ZM49 228V229H50ZM237 228H238V226H237ZM237 228H236V230H237ZM254 228V227H253ZM257 228V227H256ZM19 230L21 229V228H18ZM34 229H35V227H34ZM55 229H57V228H55ZM58 229L60 230V228L58 227ZM58 229H57V231H58ZM74 229V228H73ZM76 229V228H75ZM215 230H216V228H214ZM217 229H218V227H217ZM219 229H221V228H219ZM231 228H229L228 230H227V228L225 229L226 230V232L227 231H229ZM239 229H241V228H239ZM245 229H246V233H243L244 235L245 234H247L248 236H243V238H242V235L239 233V235L237 234H235V235H232L233 237L235 236L236 238V240H238V242H244V243H246L247 245H250L249 247H251V246H254L255 247V245H253L254 243L252 242V239L250 238V236L252 235V233H253V230H251V228H246V226H245ZM260 229V228H259ZM258 229V230H259ZM1 230V229H0ZM2 230H4L3 228H2ZM18 230V231H19ZM26 230V229H25ZM32 230H33V228H32ZM215 230H214V232H215ZM242 230V229H241ZM16 231V230H15ZM61 231H62V229H61ZM86 231H87V229H86ZM103 231V230H102ZM218 231V230H217ZM240 231V230H239ZM260 231V230H259ZM0 232H2V231H0ZM4 232H7L8 233V231H4ZM11 232V231H10ZM13 232V231H12ZM19 232H22V230H20ZM27 232H29V231H27ZM27 232H25L24 234H26ZM32 231H31V229H30V233H31ZM59 233H60V231H58ZM58 232H56V231H54V233L55 234H53V236L54 235H57L58 234ZM64 232V231H63ZM93 232V231H92ZM92 232H90V233H92ZM220 232V231H219ZM231 232V231H230ZM242 232V231H241ZM262 232V231H261ZM33 233V232H32ZM57 233V234H56ZM65 233V232H64ZM64 233H62V234H64ZM83 233V232H82ZM85 233V232H84ZM89 233V232H88ZM100 233V232H99ZM98 233V234H99ZM216 233V232H215ZM229 233V232H228ZM233 233V231L231 232V234ZM235 233V232H234ZM233 233V234H234ZM1 234H3V233H0V236H1ZM4 234H6V233H4ZM4 234H3V236H4ZM12 234V233H11ZM10 234V235H11ZM15 234V232L13 233V235ZM29 234V233H28ZM28 234H26V236H28ZM81 234V233H80ZM79 234V235H80ZM94 234H96V233H94ZM100 234H102V233H100ZM221 234H223V233H221ZM220 234V235H221ZM253 234H256V233H253ZM259 234V233H258ZM16 235V234H15ZM40 235V234H39ZM77 235H78V233H77ZM85 235H87V232H86V234ZM91 235V234H90ZM214 235V234H213ZM241 235V236H240ZM263 235V234H262ZM2 236V237H3ZM8 236V234H6L5 235V237H7ZM12 236V235H11ZM58 236V235H57ZM60 236V235H59ZM58 236V237H59ZM65 236V234L63 235V237ZM75 236H76V233H75ZM29 237V236H28ZM30 237H31V235H30ZM62 237V236H61ZM62 237V238H63ZM98 237V236H97ZM216 237V236H215ZM218 237V236H217ZM247 237V238H246ZM264 237V236H263ZM4 238V237H3ZM9 238H12V237H9ZM8 238V239H9ZM19 238V237H18ZM46 238V237H45ZM226 239L228 238V240H229V236L227 235V237H225ZM230 238H232V237H230ZM244 238L246 239V241L244 240ZM1 239V238H0ZM16 239V238H15ZM31 239H33L32 237H31ZM37 239V238H36ZM36 239H34V240H36ZM44 239V238H43ZM49 239V238H48ZM51 239V238H50ZM55 239H57V238H55ZM65 239V238H64ZM234 239V238H233ZM262 239V238H261ZM2 240V239H1ZM0 240V241H1ZM3 240H5V239H3ZM2 240V241H3ZM12 240V239H11ZM33 240V241H34ZM37 240H39V239H37ZM53 240V239H52ZM62 240V239H61ZM220 239L218 238V240H216L215 239V244H217V246H218V243H217V241H219ZM227 240V241H228ZM235 240V241H236ZM255 240L256 239H254V242H255ZM1 241V242H2ZM8 241V240H7ZM7 241H6V243H7ZM10 241V240H9ZM13 241L14 240H12V243H13ZM32 241V240H31ZM39 241H42L41 239L39 240ZM50 241V240H49ZM55 241V240H54ZM212 241V240H211ZM232 241V240H231ZM257 241V240H256ZM262 241V240H261ZM0 242V243H1ZM11 242V241H10ZM221 242H223V241H221ZM219 243V244H223V243ZM229 242V241H228ZM3 243H4V241H3ZM6 243H5V245H6ZM33 243V242H32ZM35 243V242H34ZM214 242H212V244H213ZM233 243H234V241H233ZM14 244H18L17 242H15L14 241V243H13V246H14ZM214 244V245H215ZM239 244V243H238ZM256 244V243H255ZM21 244H19V246H20ZM240 246H242L241 248H243V245H241V244H239ZM257 245H259V244H257ZM3 246V245H2ZM6 246H9V244L8 245H6ZM6 246H4V247H6ZM10 246H12V244H10ZM12 246V247H13ZM15 246H17V245H15ZM228 248H229V246L228 245H226ZM233 247H234V244H233ZM235 247H237V245L235 246ZM245 247V246H244ZM258 247V246H257ZM8 250H9V247H6ZM17 248H18V246H17ZM28 248V247H27ZM27 248H24V250L22 249L21 251L23 252V251H25V249H26V251H28L29 250V248H28V250H27ZM37 247H35V248H33V249H36ZM238 248V247H237ZM245 248H248V247H245ZM244 248V249H245ZM31 249V248H30ZM39 249V248H38ZM38 249H37V251H38ZM52 249V248H51ZM57 249V248H56ZM55 249V250H56ZM239 249V248H238ZM254 249V248H253ZM50 250V249H49ZM218 250V249H217ZM230 250H233V248L232 249H230L229 248V251ZM236 250V249H235ZM242 250V249H241ZM5 251V250H4ZM16 251V250H15ZM25 251V252H26ZM32 251V253L34 252V254H35V252H36V254H39L36 250L35 251H33V250H31ZM215 251V250H214ZM220 250H218V252H219ZM251 251H252V249H251ZM8 252V251H7ZM17 252V255H19V252L18 251H16ZM29 252V251H28ZM27 252V253H28ZM216 252V251H215ZM217 252V253H218ZM240 252V251H239ZM2 253V252H1ZM9 253H13V251L11 252V251H9ZM9 253L7 254V256L9 255ZM21 253V252H20ZM24 253V252H23ZM32 253H30V254H32ZM254 253V252H253ZM22 254V253H21ZM21 254L19 255V259H20V256H21ZM29 254V255H30ZM192 254V253H191ZM213 254V253H212ZM1 255V254H0ZM26 255H28V254H26ZM25 255V256H26ZM28 255V256H29ZM183 255V254H182ZM9 256H11V254L9 255ZM8 256V257H9ZM24 256V255H23ZM27 256V257H28ZM33 256V255H32ZM176 256H179V255H176ZM202 256V255H201ZM203 256H205V255H203ZM237 256H239L238 254H237ZM12 257V256H11ZM15 257V258H14ZM34 258L33 259H35V257L36 256H33ZM181 257H183V256H181ZM186 257V256H185ZM191 258L193 257V256H190ZM213 257V256H212ZM212 257H210L211 258V261H209L211 264H217V262H218V260L220 259H218L217 260V258L218 257H216L215 258V256H214V258H215V260H217V261H215V260H213L212 259ZM242 257V256H241ZM241 257H239V258H241ZM13 258H14V260L17 258V260H18V256L16 257V253L14 254V256H13ZM43 258V257H42ZM178 258V257H177ZM204 258H206V257H204ZM9 259H10V257H9ZM21 259H23V258H21ZM31 259V258H30ZM179 259V258H178ZM178 259H177V262H178ZM182 259V258H181ZM209 259V258H208ZM12 258H11V261L13 262L14 261ZM17 260H15V261H17ZM32 260V259H31ZM183 260H186V259H184V257H183ZM198 260H200V258L198 259ZM197 260V261H198ZM213 260V261H212ZM238 260H240V259H238ZM237 260V261H238ZM242 260H244V259H241L240 260V262L242 261ZM20 261H22V260H20ZM24 261H30L29 259H26V260H24L23 259V261L21 262V263H23ZM34 261V260H33ZM35 261H37L36 259H35ZM35 261H34V264H36L35 263ZM181 261V260H180ZM187 261V260H186ZM186 261L184 262V263H186ZM189 261H190V259H189ZM192 261H193V259H192ZM194 261H195V259H194ZM196 261V262H197ZM230 261V260H229ZM176 262V263H177ZM194 263V262H191V264H197V263ZM209 262H206V259H205V261H204V263H202V264H210ZM212 262H215V263H212ZM231 262H233L234 263V261L232 260ZM229 263V264H232V263ZM15 263V262H14ZM20 262H18V264H19ZM20 263V264H21ZM175 263V262H174ZM198 263H199V261H198ZM238 263V262H237ZM242 263H243V261H242ZM245 263V262H244ZM31 264V263H30ZM44 264V263H43ZM190 264V263H189ZM220 264V263H219ZM234 264H236V263H234ZM239 264V263H238ZM241 264V263H240Z\"/></svg>",
  "mask_w": 264,
  "mask_h": 264
}]
</instances>
